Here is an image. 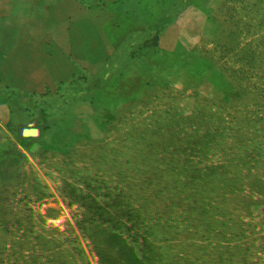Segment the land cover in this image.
I'll use <instances>...</instances> for the list:
<instances>
[{
	"label": "rangeland",
	"instance_id": "obj_1",
	"mask_svg": "<svg viewBox=\"0 0 264 264\" xmlns=\"http://www.w3.org/2000/svg\"><path fill=\"white\" fill-rule=\"evenodd\" d=\"M16 163L0 264H264V0H0Z\"/></svg>",
	"mask_w": 264,
	"mask_h": 264
},
{
	"label": "trees",
	"instance_id": "obj_2",
	"mask_svg": "<svg viewBox=\"0 0 264 264\" xmlns=\"http://www.w3.org/2000/svg\"><path fill=\"white\" fill-rule=\"evenodd\" d=\"M201 54H199L198 55V53L197 54H194V55H192L191 57H188V59H189V64H193L194 62H198L196 65H202V67H204V66H208V67H210V68H213L214 70H216L215 68V66H210L207 62H205L204 61V59L205 58H208L209 57V54H206V53H203V52H200ZM43 56H45V55H43ZM43 56H41V57H43ZM169 57H175V55H172V56H169ZM193 57V58H192ZM195 58H199V59H195ZM216 59L217 58V55L216 54H214V57H213V59ZM201 60H203V62L202 63H200L199 61H201ZM251 61H253V62H258V60H251ZM176 62H177V60H172V61H170V64L169 65H173V64H176ZM193 65H195V63L193 64ZM41 69H43V68H39V70H41ZM44 71H45V79L46 80H48L49 78H50V76H49V72L47 71V70H45L44 69ZM32 72H33V74H35L36 72H37V70L36 71H34V70H32ZM134 73H137V72H134ZM154 72H147V73H142L140 76H139V78H137V80H139V79H145V78H147L149 75H152ZM132 74V73H131ZM127 76H128V78L130 77H132L130 74H127ZM38 78H40L41 79V74H39V77ZM33 79H35V78H33ZM45 80V81H46ZM136 80V81H137ZM34 81H37V80H34ZM91 83L94 85V86H96L97 88H98V86H99V83H93L92 82V80H91ZM122 85V87H124L123 86V83L121 82V80H119V81H117V82H108V84H106L105 86H104V89H105V95H107L108 94V92L110 91V89H112L113 87H115V86H117V85ZM112 97H116V95L114 94V95H112ZM108 101V100H107ZM93 104V103H92ZM103 104H106V101L105 102H103L102 103V105ZM109 105V104H108ZM107 105V106H108ZM200 105V104H199ZM106 106V107H107ZM197 109H198V106H197ZM98 111H99V108H98ZM102 112V111H101ZM28 136V135H27ZM33 138V137H32ZM63 161V160H62ZM224 163V162H223ZM23 168H25V169H23ZM246 169V168H245ZM32 169H30V168H27V167H25V165H19V163H16L14 166H9V167H7V168H2V169H0V208H2V210L0 211V215H3V216H5L6 217V219H11L12 221H19V222H21V223H24V224H26L25 223V221H20L18 218H20V217H18V216H16L15 214H12L10 211H9V209L7 210H3V207L4 206H8V204H9V206H13L10 202H9V200H11V199H13L12 197H11V195H13L14 193H16L15 191H19V194L21 193V191H23V193L25 192V190H26V188H28V189H32V191H33V188H31V187H29V186H25V184L24 183H26V182H29V180H30V178H29V174H32L31 172H33V171H31ZM232 172H233V170H231ZM243 171V169L241 170V171H234L233 172V176H235V175H237V174H239V173H243L242 172ZM37 173V172H36ZM36 173H34V174H36ZM40 173V172H39ZM39 173H37V174H39ZM50 176L51 175H46V174H41V175H39V177H42V178H50ZM6 180L8 181H10V180H14V181H17L15 184H13L10 188L7 186V183H6ZM11 182V181H10ZM21 182H23V183H21ZM20 184H22V185H20ZM33 193V192H32ZM20 196H21V194H20ZM36 199V198H35ZM28 204L27 205H25V202H23L22 204H24L23 205V208L24 209H27L28 211V213H30L32 210H30V208H31V202H27ZM20 208V207H19ZM14 210H16L15 208H14ZM16 213V212H15ZM25 215H24V218L23 219H25ZM55 222V220L53 221V223ZM4 234V233H3ZM1 235L0 236V240H6V239H8L7 238V236L6 235ZM56 235H52V234H49V235H45L44 233L43 234H41L38 238L39 239H37L36 240V242L38 243L40 240L41 241H57L56 240ZM58 242V241H57ZM16 243V242H15ZM36 243H34V246H32V247H28L27 248V246L25 247V246H23V247H21V248H19L17 245H15V244H12V246L14 247V249H16V248H18V253L14 256V258H12L13 260H11L13 263L12 264H18V260L19 261H22L23 260V262H24V260H26L27 258H29V256H28V254H29V252L31 251V250H33V249H35L37 246L35 245ZM30 245V244H29ZM36 246V247H35ZM5 250H7V248L5 249ZM263 257H264V252H262V254H261ZM263 257H261V259L263 258ZM0 258H1V256H0ZM264 260V259H263ZM0 263H3L2 261L0 262ZM259 264H261V263H259Z\"/></svg>",
	"mask_w": 264,
	"mask_h": 264
}]
</instances>
